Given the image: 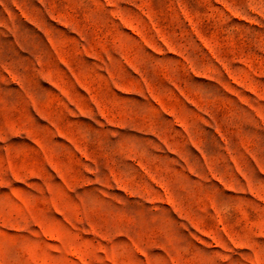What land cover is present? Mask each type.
<instances>
[{
    "label": "rangeland",
    "instance_id": "1",
    "mask_svg": "<svg viewBox=\"0 0 264 264\" xmlns=\"http://www.w3.org/2000/svg\"><path fill=\"white\" fill-rule=\"evenodd\" d=\"M0 264H264V0H0Z\"/></svg>",
    "mask_w": 264,
    "mask_h": 264
}]
</instances>
